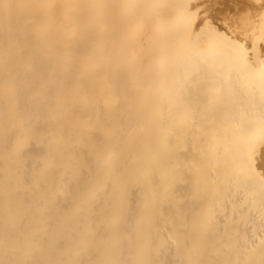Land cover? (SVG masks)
<instances>
[{
    "label": "bare ground",
    "instance_id": "6f19581e",
    "mask_svg": "<svg viewBox=\"0 0 264 264\" xmlns=\"http://www.w3.org/2000/svg\"><path fill=\"white\" fill-rule=\"evenodd\" d=\"M263 171L264 0H0V264H264Z\"/></svg>",
    "mask_w": 264,
    "mask_h": 264
},
{
    "label": "rangeland",
    "instance_id": "374dc122",
    "mask_svg": "<svg viewBox=\"0 0 264 264\" xmlns=\"http://www.w3.org/2000/svg\"><path fill=\"white\" fill-rule=\"evenodd\" d=\"M194 166H197V165L194 164L193 167H194ZM189 171H190V172H189ZM185 172H186V173H185ZM263 172H264V171H263ZM183 173L187 174V176H188V177H186L185 174H183V179H187V178H190V177L192 176V175H190L192 172H191V169H189V168H188V169L186 168L185 171H184ZM262 176H264V173H262ZM226 247H227V245L224 244V245L221 247V250L225 249ZM249 256H256V254H255V253H251Z\"/></svg>",
    "mask_w": 264,
    "mask_h": 264
}]
</instances>
